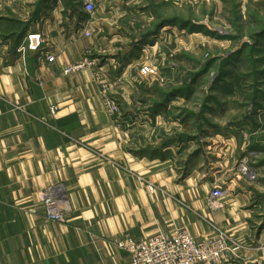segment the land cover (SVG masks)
<instances>
[{
    "label": "crops",
    "instance_id": "crops-1",
    "mask_svg": "<svg viewBox=\"0 0 264 264\" xmlns=\"http://www.w3.org/2000/svg\"><path fill=\"white\" fill-rule=\"evenodd\" d=\"M101 1L92 20L84 3L59 2L32 19L29 3L0 0V264H133L118 242L178 230L202 240L212 225L241 245L231 264H263L251 192L234 183L212 208L211 193L223 190L215 175L156 154L149 134L143 139L136 52L153 45V53L154 36L113 25L135 17L147 26L141 10L150 0ZM31 35H41V47L20 54ZM87 54L93 66L63 73ZM47 190L68 210L65 222L47 220Z\"/></svg>",
    "mask_w": 264,
    "mask_h": 264
},
{
    "label": "rangeland",
    "instance_id": "rangeland-1",
    "mask_svg": "<svg viewBox=\"0 0 264 264\" xmlns=\"http://www.w3.org/2000/svg\"><path fill=\"white\" fill-rule=\"evenodd\" d=\"M17 1L29 3L34 19L59 2L74 8L73 3L82 7L87 0ZM90 1L95 11L87 13V18L93 20L102 1ZM143 4L141 12L149 10L147 26L138 24L135 17L127 19L133 24L113 25L141 28L136 36L142 39L145 31L154 36L153 53V45L136 52L143 58L140 71L145 66L155 71L148 79L141 78L137 107L146 127L143 139L149 134L156 154L175 157L177 164L189 170L214 174L226 193H231L234 183L235 188L244 185L251 192L253 207H259L255 218L262 222L259 229L263 231L264 0H150ZM244 160L248 173L241 170Z\"/></svg>",
    "mask_w": 264,
    "mask_h": 264
},
{
    "label": "built area",
    "instance_id": "built-area-1",
    "mask_svg": "<svg viewBox=\"0 0 264 264\" xmlns=\"http://www.w3.org/2000/svg\"><path fill=\"white\" fill-rule=\"evenodd\" d=\"M85 10L88 14L95 11L94 4L90 0L85 2ZM86 36H91L87 31ZM27 43V44H26ZM22 44L18 52L26 54L27 51H38L41 47V35L28 36L27 42ZM87 54L83 60L77 64H70L64 67L65 75L75 74L82 69L93 66L94 61L90 60ZM49 63L55 61L54 56H48ZM155 71L151 66H145L140 71L141 78L148 79L154 75ZM103 96L109 112L118 113V104L109 93V88L103 86ZM57 107H52L51 112L55 114ZM246 160L242 162L241 170L248 173ZM44 208L47 213V220L53 222H65L68 210L63 208L62 200L55 190H47L43 193ZM226 196L223 190L215 189L210 195V205L215 208L219 200ZM213 233L202 240H197L186 231H175L173 234H156L143 240H133L126 238L117 243L120 250L127 252L133 264H231L235 255V248L241 245L235 239L220 229L212 225Z\"/></svg>",
    "mask_w": 264,
    "mask_h": 264
},
{
    "label": "trees",
    "instance_id": "trees-1",
    "mask_svg": "<svg viewBox=\"0 0 264 264\" xmlns=\"http://www.w3.org/2000/svg\"><path fill=\"white\" fill-rule=\"evenodd\" d=\"M163 26H164V25H162L161 27H163ZM161 27H160V28H161Z\"/></svg>",
    "mask_w": 264,
    "mask_h": 264
}]
</instances>
